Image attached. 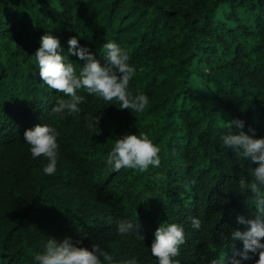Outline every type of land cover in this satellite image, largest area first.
Instances as JSON below:
<instances>
[{
	"label": "trees",
	"instance_id": "1",
	"mask_svg": "<svg viewBox=\"0 0 264 264\" xmlns=\"http://www.w3.org/2000/svg\"><path fill=\"white\" fill-rule=\"evenodd\" d=\"M45 32L65 50L79 35L101 63L100 45L120 43L136 69L129 89L148 95L146 109L133 115L81 90L80 114L50 115L61 94L42 84L33 57ZM89 113L101 116L95 130L84 126ZM236 118L264 136V0H0V264H31L46 235L98 243L117 264L133 255L156 264L150 245L164 221L184 224L179 264L213 256L230 264L221 233L236 226L237 213L254 216L236 186L249 162L219 140ZM45 122L59 132L52 175L23 141L25 129ZM138 131L159 146L160 166L105 167L116 136ZM125 216L139 219L144 239L116 232Z\"/></svg>",
	"mask_w": 264,
	"mask_h": 264
},
{
	"label": "clouds",
	"instance_id": "2",
	"mask_svg": "<svg viewBox=\"0 0 264 264\" xmlns=\"http://www.w3.org/2000/svg\"><path fill=\"white\" fill-rule=\"evenodd\" d=\"M66 43L65 50L58 37L45 32L40 36L39 47L33 54L42 84L61 94L51 106L50 115L80 114L81 104L85 100L81 90L105 103L118 102L119 109H129L133 115L146 109L148 95L138 89L133 94L129 89L136 69L129 63V52L125 47L115 40H105L100 45L104 58L101 63L87 44L80 43L79 35L68 37ZM70 55L82 62L78 68L69 59ZM96 113H89L85 117L84 126L89 130H95L101 119ZM228 122L223 127L227 130L220 132V145L230 149L237 159L249 162L246 174L238 177L236 186L239 192L246 194L245 204L254 212V216L237 213L234 217L236 226L231 227L227 234L221 233V236L232 250L230 264H247L253 261V257H258L253 264H264V136L249 134L254 132L250 127L247 132L244 131L243 119ZM233 128L238 131H232ZM58 136L57 128L46 122L23 132V141L28 146L31 158L42 157L46 161L42 164V172L46 175L54 174L57 169ZM159 153V146L147 133L127 132L116 136L106 153L105 167L113 172L122 168L144 172L150 167L155 169L160 166ZM253 163L256 166L253 167ZM188 221L192 229H201L200 217L190 216ZM141 228L138 218L125 216L115 222L116 232L123 237L144 239ZM82 239L74 242L72 237L58 240L46 235L39 243V250L31 254V264H117L100 244L92 242L90 247L83 246ZM185 239L183 223L161 222L153 232L150 255L155 258L156 264H179L175 257L179 255ZM238 240L242 241L240 249L234 247ZM147 250L149 252L148 247ZM119 264H139V261L133 255L123 258ZM208 264H229V261L225 257L213 256Z\"/></svg>",
	"mask_w": 264,
	"mask_h": 264
}]
</instances>
